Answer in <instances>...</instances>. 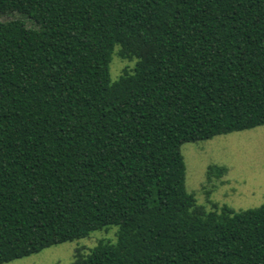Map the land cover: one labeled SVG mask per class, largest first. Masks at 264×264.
I'll return each instance as SVG.
<instances>
[{
  "label": "trees",
  "instance_id": "obj_1",
  "mask_svg": "<svg viewBox=\"0 0 264 264\" xmlns=\"http://www.w3.org/2000/svg\"><path fill=\"white\" fill-rule=\"evenodd\" d=\"M0 264H264V205H199L182 146L264 126V0H0ZM136 61L112 80L114 55ZM227 168L212 166L208 177Z\"/></svg>",
  "mask_w": 264,
  "mask_h": 264
},
{
  "label": "rangeland",
  "instance_id": "obj_2",
  "mask_svg": "<svg viewBox=\"0 0 264 264\" xmlns=\"http://www.w3.org/2000/svg\"><path fill=\"white\" fill-rule=\"evenodd\" d=\"M23 21L35 28L33 21L17 13L0 14V22ZM136 61L114 55L110 66L112 80L126 69L132 70ZM186 164V189L194 194L199 205L212 211L213 206L228 207L236 212L264 205V126L218 136L209 141L182 146ZM212 166L225 167L221 177H208ZM118 227L93 232L88 238L64 243L7 264H73L78 251L89 254L99 242H116Z\"/></svg>",
  "mask_w": 264,
  "mask_h": 264
}]
</instances>
